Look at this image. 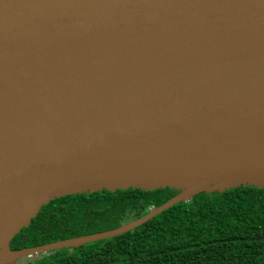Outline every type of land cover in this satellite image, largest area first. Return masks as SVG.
I'll return each mask as SVG.
<instances>
[{
	"label": "water",
	"instance_id": "water-1",
	"mask_svg": "<svg viewBox=\"0 0 264 264\" xmlns=\"http://www.w3.org/2000/svg\"><path fill=\"white\" fill-rule=\"evenodd\" d=\"M264 189V0H0V264ZM177 194L120 227L12 250L51 201Z\"/></svg>",
	"mask_w": 264,
	"mask_h": 264
},
{
	"label": "trees",
	"instance_id": "trees-1",
	"mask_svg": "<svg viewBox=\"0 0 264 264\" xmlns=\"http://www.w3.org/2000/svg\"><path fill=\"white\" fill-rule=\"evenodd\" d=\"M177 194L128 189L66 196L44 206L12 250L116 229ZM17 264H264V189L200 194L134 231Z\"/></svg>",
	"mask_w": 264,
	"mask_h": 264
}]
</instances>
